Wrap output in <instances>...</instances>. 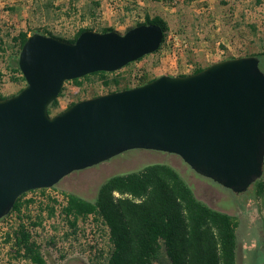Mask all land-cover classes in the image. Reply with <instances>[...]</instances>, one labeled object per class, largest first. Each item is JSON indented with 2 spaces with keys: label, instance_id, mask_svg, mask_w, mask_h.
Here are the masks:
<instances>
[{
  "label": "water",
  "instance_id": "obj_1",
  "mask_svg": "<svg viewBox=\"0 0 264 264\" xmlns=\"http://www.w3.org/2000/svg\"><path fill=\"white\" fill-rule=\"evenodd\" d=\"M163 37L152 24L123 35L87 30L74 43L39 33L27 38L18 58L26 86L0 100V221L23 195L57 188L130 151L178 156L237 195L263 177L264 73L256 56L164 75L49 114L67 82L115 73L155 54Z\"/></svg>",
  "mask_w": 264,
  "mask_h": 264
},
{
  "label": "rangeland",
  "instance_id": "obj_2",
  "mask_svg": "<svg viewBox=\"0 0 264 264\" xmlns=\"http://www.w3.org/2000/svg\"><path fill=\"white\" fill-rule=\"evenodd\" d=\"M146 16L161 18L167 24L160 51L108 73L104 79L93 76L81 80L80 84L67 82L51 116L63 112L72 103L139 87L144 79L191 75L228 59L261 55L259 67L264 73V0H0V97L16 95L26 86V82L13 79L8 67L11 55L18 49L13 38L20 33L51 34L66 42L73 40L81 29L99 33L112 29L123 35L129 28L143 23ZM115 77L121 79L119 86L112 82ZM151 164L172 166L200 201L236 218L237 264H264V198L259 197L256 183L246 193L237 195L196 174L178 156L130 151L71 174L57 189L66 196L71 194L93 201L99 187L110 177ZM260 180H264V172ZM20 208L23 209L22 205ZM25 211L30 220L31 211ZM93 222H97L96 218ZM19 230L17 226L7 229L17 239L23 231ZM22 245L26 248L18 240L12 245L15 264H35L26 250L24 256L19 253ZM21 256L23 262L17 260ZM43 259L48 264H93L81 258L57 262L47 250ZM162 263L166 264L163 257L159 264Z\"/></svg>",
  "mask_w": 264,
  "mask_h": 264
},
{
  "label": "trees",
  "instance_id": "obj_3",
  "mask_svg": "<svg viewBox=\"0 0 264 264\" xmlns=\"http://www.w3.org/2000/svg\"><path fill=\"white\" fill-rule=\"evenodd\" d=\"M152 24L162 28L164 43L168 28L161 18L146 16L143 23L128 31ZM84 31L87 29H81L73 40L67 42L74 43ZM111 31L105 29L101 33ZM28 37L27 33H20L13 38L18 49L11 55L8 67L16 82H25L18 58ZM204 69H198L194 74ZM106 75L108 73H95L71 82L80 84L81 80L93 76L104 79ZM155 79H144L140 86ZM120 80L115 77L112 82L119 86ZM104 84L107 86L109 83L106 81ZM127 89L130 88L122 90ZM5 98L8 97H0V100ZM58 99L51 105L50 115ZM256 185L259 197L264 198V180L257 181ZM25 195L17 200L13 210L20 209ZM68 197V213L81 215L95 212L109 226L114 251L106 264H159L162 257L166 264H237L236 218L200 201L182 175L168 164H151L141 170L112 176L99 187L93 201L71 194ZM18 242L26 245L27 256L33 263L48 264L28 244V236L23 231Z\"/></svg>",
  "mask_w": 264,
  "mask_h": 264
},
{
  "label": "built area",
  "instance_id": "obj_4",
  "mask_svg": "<svg viewBox=\"0 0 264 264\" xmlns=\"http://www.w3.org/2000/svg\"><path fill=\"white\" fill-rule=\"evenodd\" d=\"M65 196L61 190L51 188L31 191L21 199L23 209L12 210L0 221V264H15L12 245L20 235L17 239L7 231L14 226L20 228L19 232L23 230L28 236V243L42 258L44 250H47L57 262L81 258L93 264L107 263L114 251L109 226L95 212L81 215L68 213L69 198ZM25 209L31 211L30 220ZM93 218L97 222L94 223ZM22 247L19 253L24 256L26 248ZM22 256L17 260L23 262Z\"/></svg>",
  "mask_w": 264,
  "mask_h": 264
},
{
  "label": "flooded vegetation",
  "instance_id": "obj_5",
  "mask_svg": "<svg viewBox=\"0 0 264 264\" xmlns=\"http://www.w3.org/2000/svg\"><path fill=\"white\" fill-rule=\"evenodd\" d=\"M164 154V153H163Z\"/></svg>",
  "mask_w": 264,
  "mask_h": 264
}]
</instances>
